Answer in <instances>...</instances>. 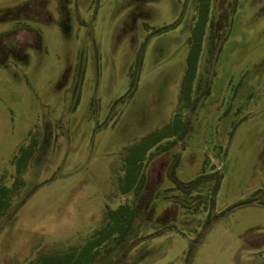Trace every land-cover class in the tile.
<instances>
[{"label":"rangeland","instance_id":"obj_1","mask_svg":"<svg viewBox=\"0 0 264 264\" xmlns=\"http://www.w3.org/2000/svg\"><path fill=\"white\" fill-rule=\"evenodd\" d=\"M198 3L0 0L1 186L37 143L0 216V264L79 249L108 209L139 206L119 192L124 156L178 117L186 136L146 155L129 236L93 264H264V0H211L186 105ZM176 162L178 181L203 177L191 194Z\"/></svg>","mask_w":264,"mask_h":264},{"label":"trees","instance_id":"obj_2","mask_svg":"<svg viewBox=\"0 0 264 264\" xmlns=\"http://www.w3.org/2000/svg\"><path fill=\"white\" fill-rule=\"evenodd\" d=\"M210 2L211 0H199L198 3V16L192 29L187 71L184 76L180 95L181 102L186 105H192V88L198 70L204 35L209 19ZM187 132V122L178 117V119H174L169 125L151 133L142 141L129 148L124 156L125 173L118 183V188L119 192L123 195L135 192L139 206L131 207L124 204L116 209H108L102 227L92 234L81 248L69 250L61 255L46 257L40 260L38 264H93L108 256L114 248L122 244L129 236L135 224L137 210L141 208V198L147 188L146 177L142 173L147 153L164 140L172 137L181 139L186 136ZM36 148L37 143L35 142L26 148H21L19 156L14 160V165L19 176L16 177L11 187L0 185V216H3L8 211L12 196L23 186L21 176ZM177 164L176 162L170 167L172 170L170 177L174 181L176 188L182 191V193L191 194L197 188L203 177L200 176L192 183L186 185L173 177V169ZM221 180L222 177L217 180L212 193L213 195L217 193L221 185ZM253 202V199H250L239 203V205L244 203L252 204ZM214 205L215 199L213 198L211 206L213 207Z\"/></svg>","mask_w":264,"mask_h":264}]
</instances>
